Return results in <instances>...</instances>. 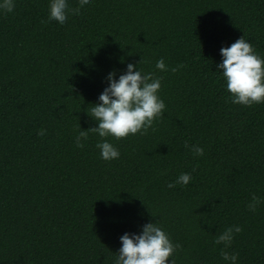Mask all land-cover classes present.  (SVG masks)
<instances>
[{
    "label": "trees",
    "instance_id": "16d2710c",
    "mask_svg": "<svg viewBox=\"0 0 264 264\" xmlns=\"http://www.w3.org/2000/svg\"><path fill=\"white\" fill-rule=\"evenodd\" d=\"M47 17L48 0L0 12V264H114L120 236L148 222L181 245L176 264H227L214 240L234 224L225 250L264 264V203L247 208L264 198V103L233 104L216 72L241 36L264 56V0H93L67 25ZM140 61L162 79L163 116L106 137L118 159L91 132L77 147L108 73ZM182 172L190 183L169 188Z\"/></svg>",
    "mask_w": 264,
    "mask_h": 264
},
{
    "label": "clouds",
    "instance_id": "9594fccd",
    "mask_svg": "<svg viewBox=\"0 0 264 264\" xmlns=\"http://www.w3.org/2000/svg\"><path fill=\"white\" fill-rule=\"evenodd\" d=\"M93 0H79V7H72L70 0H48V22L55 21L60 25H67L73 16L82 15V9L90 5ZM16 7V0H0V12L11 13ZM222 57L216 67L226 82V90L231 94L229 99L233 104L252 106L264 103V56L258 53L251 42L241 36L227 47H221ZM138 64L128 63L126 70L117 78V72L108 73L107 86L98 97V102L91 104L87 110L89 116L96 122V127L83 130L79 125L74 137L75 145L83 148L89 139V133L96 134L100 139L96 147L100 158L111 161L120 157L117 147L106 137L116 139L125 138L146 131L154 121L163 116L166 104L160 97L162 79L153 72H145ZM184 66L171 67L176 73ZM155 68L169 71V66L163 58L155 63ZM41 137L46 132L40 133ZM196 157L204 155V148L198 144L188 145ZM192 180L191 173H180L175 183L186 186ZM264 203V198L252 195L247 204L249 211L255 213ZM239 225H231L220 232L214 243L223 245L221 256L227 264H238V253L228 252L235 235L242 231ZM121 246L114 259V264H176L175 253L181 247L174 243L170 234L158 223L148 222L140 227L139 232H125L120 236Z\"/></svg>",
    "mask_w": 264,
    "mask_h": 264
}]
</instances>
